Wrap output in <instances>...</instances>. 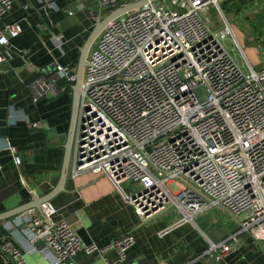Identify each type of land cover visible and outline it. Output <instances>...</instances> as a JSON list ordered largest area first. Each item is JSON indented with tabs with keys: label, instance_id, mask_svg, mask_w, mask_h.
<instances>
[{
	"label": "built area",
	"instance_id": "obj_1",
	"mask_svg": "<svg viewBox=\"0 0 264 264\" xmlns=\"http://www.w3.org/2000/svg\"><path fill=\"white\" fill-rule=\"evenodd\" d=\"M14 1L0 0V19ZM38 1L57 8V0ZM220 1L149 2L108 24L87 58L71 160L74 179L92 173L117 190L130 185L127 200L142 224L172 208L184 216L182 223L213 208L229 209L238 230L200 256L216 262L243 235L264 253V69L244 73L225 48L228 38L239 44ZM97 2L112 12L117 7V0ZM211 7L221 14L219 28L209 21ZM21 32L19 22L6 25L0 45L9 47ZM53 40L61 50L63 35L55 33ZM63 80L75 84L76 75L54 60L29 86L34 102L57 95ZM6 150L20 166L17 148L7 144ZM174 182L182 189L170 190ZM56 214L46 202L25 212L18 225L30 243H43L54 264H69L81 252L97 254L105 264H112L107 254L115 252L124 262L136 244L127 234L103 249L87 245L64 219L54 222ZM0 255L4 264H26L9 241L0 245Z\"/></svg>",
	"mask_w": 264,
	"mask_h": 264
},
{
	"label": "crops",
	"instance_id": "obj_2",
	"mask_svg": "<svg viewBox=\"0 0 264 264\" xmlns=\"http://www.w3.org/2000/svg\"><path fill=\"white\" fill-rule=\"evenodd\" d=\"M133 3L117 0L115 10ZM56 6L49 10L38 0H15L11 11L0 19V29L16 22L22 28L10 40L9 47L0 45V57L4 59L0 63V215L25 205L38 204L40 208L44 204L41 201L50 197L45 203H51L57 211L53 221L64 219L87 245L96 244L103 249L114 240L133 234L136 244L124 262L115 252L107 254L112 264H264L263 251L247 235L220 262L200 258L211 243H220L238 230L237 219L222 208L224 215L219 211L203 213L185 223L180 222L184 218L181 212L172 208L142 224L127 200L132 192L130 185L117 190L108 178L92 173L74 179L72 166L64 189L53 194L61 180L75 84L63 81L58 84L57 95H48L38 102H34L29 86L54 60L71 67L76 74L81 51L94 28L112 13L91 0H57ZM220 8L232 29L233 23H246L250 29L249 20H255L264 30V0H221ZM212 9L217 14L216 21L210 18ZM71 11L76 14L70 15ZM208 13L209 21L219 28V11L213 7ZM55 33L64 37L61 50L53 40ZM257 36L262 33L254 37ZM256 43L259 50L264 48L262 40ZM238 44L249 69H254L239 40ZM7 144L17 148L20 166L6 150ZM24 213L0 222V245L11 242L23 254L26 264H54V255L45 253L43 243H30L20 231L18 225L26 216ZM6 260L0 255V264ZM69 264L105 263L97 254L81 252Z\"/></svg>",
	"mask_w": 264,
	"mask_h": 264
},
{
	"label": "water",
	"instance_id": "obj_3",
	"mask_svg": "<svg viewBox=\"0 0 264 264\" xmlns=\"http://www.w3.org/2000/svg\"><path fill=\"white\" fill-rule=\"evenodd\" d=\"M90 1V0H89ZM93 2H97V0H91ZM166 0H144L141 2L133 3L130 5L123 6L115 11H113L105 20L99 21V23L96 25L94 28L92 34L90 35L89 39L87 40L84 48L81 51V56H80V61L79 65L76 71V82L73 87V111H72V122L70 126V132L68 135L67 139V144L65 146V159H64V164L62 168V173H61V180L58 188L56 191H54L53 194L58 193L59 191H62L64 189L65 184L67 183L70 168H71V160H72V152H73V147H74V139H75V134H76V126H77V121H78V115H79V108H80V102L81 98L83 95V90H82V84H83V79H84V73H85V68L88 65L87 58L89 55V51L94 44V42L97 40V38L101 35V33L105 30V28L108 26V24L115 19H118L119 17H122L132 11H135L139 8H141L143 5L151 2V3H156V2H163ZM50 197H48L45 201H49ZM45 201H41V203H45ZM39 206L38 204L35 205H25L22 207H19L13 211L4 213L0 215V222L12 219L14 217L19 216L20 214L27 212L31 209H38ZM223 210L231 214L232 212L221 206ZM235 217V216H234Z\"/></svg>",
	"mask_w": 264,
	"mask_h": 264
},
{
	"label": "rangeland",
	"instance_id": "obj_4",
	"mask_svg": "<svg viewBox=\"0 0 264 264\" xmlns=\"http://www.w3.org/2000/svg\"><path fill=\"white\" fill-rule=\"evenodd\" d=\"M168 2L170 4L171 0H168ZM211 8H213V7H211ZM210 18L213 21H216L218 18L214 9L211 10ZM249 24H251L250 29H248V27H246V23L240 24V25L233 23L232 26H233L235 34L238 38L237 40H239L241 46L246 51V55H247L248 59L250 60L252 66L254 67L255 71H261V70H263L262 68H264V48L262 50H259L257 47L256 41L260 39V40H262V42H264V30H263L262 26H260L258 24V22L255 20L254 21L249 20ZM262 24H263V22H262ZM242 25H244V27ZM252 25H253V27H252ZM254 26L256 29L254 28ZM260 32L262 33V36L254 37L255 34H259ZM251 37H254V38L251 39ZM97 41H98V39L92 45V47L89 51V54L91 53V51L95 47L94 45L97 43ZM223 44H224L225 48L227 49V51L232 55L235 62L243 70V72L248 73L249 67L245 61V58H244L240 48L237 47L236 44L234 43L233 37L228 38L225 41H223ZM261 63H262V65H261ZM181 184L182 183L180 182V185ZM180 185L177 184L176 182L171 183L169 185V189L172 190L173 192H176L178 189H182V187ZM138 190H139V187L137 185L134 186V192H137ZM213 211H219V212H221V214L224 215V212L220 208H213V209L209 210L208 212H206L205 214L211 213ZM236 225L239 228L238 223H236Z\"/></svg>",
	"mask_w": 264,
	"mask_h": 264
},
{
	"label": "trees",
	"instance_id": "obj_5",
	"mask_svg": "<svg viewBox=\"0 0 264 264\" xmlns=\"http://www.w3.org/2000/svg\"><path fill=\"white\" fill-rule=\"evenodd\" d=\"M63 81H65V80H63ZM63 81H61L60 83H62ZM60 83H59V84H60Z\"/></svg>",
	"mask_w": 264,
	"mask_h": 264
}]
</instances>
